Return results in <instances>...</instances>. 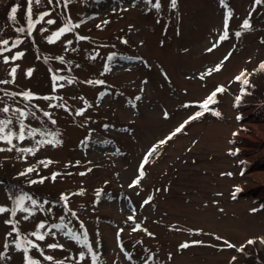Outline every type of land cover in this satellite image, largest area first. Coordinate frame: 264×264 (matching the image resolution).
Segmentation results:
<instances>
[{
  "label": "rangeland",
  "instance_id": "obj_1",
  "mask_svg": "<svg viewBox=\"0 0 264 264\" xmlns=\"http://www.w3.org/2000/svg\"><path fill=\"white\" fill-rule=\"evenodd\" d=\"M155 3L40 0L29 34V0H0V48L10 49L0 53V109H9L0 120L12 121L5 133L26 126L25 139L0 140V264H26V255L39 264H258L264 3ZM66 23L72 31L49 42ZM21 196L29 211L13 215ZM18 234L37 247L18 250Z\"/></svg>",
  "mask_w": 264,
  "mask_h": 264
},
{
  "label": "snow or ice",
  "instance_id": "obj_2",
  "mask_svg": "<svg viewBox=\"0 0 264 264\" xmlns=\"http://www.w3.org/2000/svg\"><path fill=\"white\" fill-rule=\"evenodd\" d=\"M39 2H40V0H29V11H28V16H29V20H30L29 27H28L29 34L31 33V30H32V28L34 27L35 23H38V22H39V21H31V15H32V14H31V5H32L33 3H37V4H38ZM49 2H51V0H49ZM147 2H148V3H151V0H147ZM223 2H224V0H221V3H223ZM254 3H255V4H261V3H264V0H254ZM152 6H153L154 8H156V9H159V8H160L159 0H156V3L153 4ZM171 6H172L173 8H175V6H176V0H171ZM16 12H17V8H16V7H13V8L11 9V14H12V17H11V18H13V19L15 18V14H16ZM46 15H48V13H44V14L40 17V19H43V16H46ZM230 16H231V13L228 12V13L226 14V17H225L224 32H223V34H222V35L220 36V38H219L221 41H222V40H225V39L227 38V36H228V31H227V29H228V24H227V21H228V19L230 18ZM47 23H48V24H53L54 21L51 20V19H49V20L47 21ZM74 27H79V25H75ZM243 27L246 28V29L250 27V25H249V21H248L247 19L244 21V23H243ZM72 28H73V26H72L70 23H66V24H65V27L61 28L58 32L54 33L52 37H49V38H48V39H49V42H53L54 39L59 38V37H60L62 34H64L65 32L72 31ZM18 31L23 32L24 29L21 28V29H18ZM236 35L239 36L240 33L237 32ZM79 39H84V38H83V37H79ZM0 43H2L3 45H7V44H8V41H7V40H4V41H2V42H0ZM18 43H19V41H14L12 47H16V45H17ZM69 43H71V42L69 41ZM214 46H215V45H214ZM4 51H10V49H8V48H0V53H2V52H4ZM208 51H211V49H208ZM22 55H23L22 53H17V54H16L15 56H13L11 59H12V60H16V59H18V58H19L20 56H22ZM110 59H111V57H110ZM8 60H9V58L5 56V57H4V62H5V63H8ZM261 67L264 68V65H262ZM217 70H218V66H217ZM15 71H16V69L13 68V69L11 70L10 75H12V76L14 77V75H15ZM27 74H28V75H31V70H29V72H28ZM63 79H64L63 77L53 76L54 83H55L56 81L63 80ZM237 79H241V77H237ZM243 82L246 84V83H247V80L245 79ZM0 83H8V81H0ZM69 83H71V81H69ZM99 83H103V82H99ZM59 86H60V87H63V85H59ZM219 90H221V89H218V91H219ZM215 94H216V93H213L211 96H209V97H208V100L205 101L204 104L201 105V107L206 109V108H207V105H208V102L213 100V97L215 96ZM12 95H16V94H12ZM23 95L25 96V98H29V97L31 96L30 93H23ZM137 99H139V97H137ZM0 111H2V112H4V113H7V112L9 111V109H8L7 107H5V108H3V109H0ZM14 111H19V112H20V116H25V115H26L25 112L20 111L19 109L14 110ZM78 114H79V113H78ZM201 114H202V113L198 112V113L195 114L194 117H192V118H190V119H195V118L199 117ZM45 115H48V114L45 113ZM214 115L219 116L220 113H219V112H216V113H214ZM18 119H19V118H18ZM11 123H12V121H11L10 119H8V120H0V140L7 141V143L11 144L13 137H15V138L18 139V140H23V139H25V135H26V133H25V127H26V126L23 124L22 121H20V132H19V134L13 133L10 129L8 130L7 133H5V129L8 128V125H10ZM52 123H55V121H52ZM185 123H187V121H186ZM183 127H184V125H181L179 128H177V129L175 130V132L172 133L167 139H171V136H172V135H175V134L178 133V132H180L181 129H182ZM35 134H36V130H34V129H29V130L27 131V135H28V136H34ZM43 142H44V141H38L37 143H43ZM47 142H48V143H52V144L55 146V144H58L60 141H58V140H48ZM165 142H166V141H160L159 143H160V144H163V143H165ZM8 150H11V148H9ZM0 151H3V149H0ZM21 151H24V152H32L33 149H21ZM154 151H155V147H154L153 149H151V150L149 151L148 154L145 155V157H144V161H143V163H142V165H141V168H140L141 176H140L136 181H134V184H138V183H139V179H141L142 176H143V164L148 162V156H150V155L152 154V152H154ZM32 171H33L32 168H29V169L26 170V172H32ZM82 175H83V174H82ZM53 178H55V174H54ZM130 186H132V185H130ZM25 199H29V200H30L31 198H30V197H26V196H21V197H18V198L16 199V201H15L16 207H14V208L11 210L13 215H15V212H16L17 210H21V211H24V212H28V211H29V209H28L27 207H24V200H25ZM150 199H151V197H149V200H150ZM148 202H149V201H145L144 203H148ZM32 204H35V201H32ZM5 211H8V210H7V209H4V208H0V212H5ZM73 215H75V214H73ZM26 218H27V217H26ZM128 219H129V220H132L133 217H132V216H129ZM6 223H12V221H6ZM38 227H39V228H44L45 225L42 223V224H40ZM51 227H52V228H58V229H60V230H63V229H65V228H67V225H64V224H61V225H52ZM138 227H139V226L137 225V228H138ZM133 230L135 231L136 228H134ZM13 231H14V232L17 231V229H16L15 226L13 227ZM32 235L36 236V238H37L38 240H43V239H44V235H43V234L32 233ZM66 235H69V236H70L71 238H73V239L79 240V237L76 236V234H75L74 232H71L70 230H69V232L66 233ZM84 235H85V237H86L87 234L85 233ZM261 242L264 243V240H261ZM14 243H15V246L17 247L18 250L23 249V250L25 251V253H27V251H28V247H37V245H35V244H33L31 241L27 240V238H24V240L21 241V240L19 239V234H18V238H17V240L14 241ZM85 243H86V241H85ZM194 243H199V242H194ZM247 243H248V244H253V243H255V241L249 240ZM25 245H27L28 247H25ZM188 246H189L188 244L181 245V247H188ZM228 246H229V247H232V245H228ZM7 247H9L8 243L5 244V248H7ZM49 247H53V248H55V247H58V245H49ZM2 255H3V254H0V256H2ZM81 256H83V253L81 254ZM45 259H47V260H52L53 258L50 257V256H48V257H45ZM98 259H99L98 257H94L93 264H98ZM25 261H26V264H39L38 261L33 260L32 258L28 257L27 255L25 256Z\"/></svg>",
  "mask_w": 264,
  "mask_h": 264
},
{
  "label": "trees",
  "instance_id": "obj_3",
  "mask_svg": "<svg viewBox=\"0 0 264 264\" xmlns=\"http://www.w3.org/2000/svg\"><path fill=\"white\" fill-rule=\"evenodd\" d=\"M264 73H261V75H263ZM264 76V75H263ZM256 88V87H255ZM262 92H264V88L262 89ZM264 98V96H263ZM47 199V198H46ZM257 261L256 263L258 264H264V251H258L257 253Z\"/></svg>",
  "mask_w": 264,
  "mask_h": 264
}]
</instances>
